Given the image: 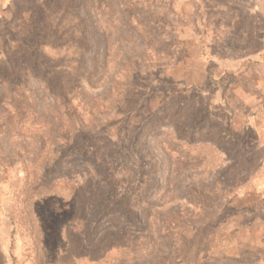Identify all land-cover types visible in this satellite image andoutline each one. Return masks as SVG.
<instances>
[{"label":"rangeland","instance_id":"374dc122","mask_svg":"<svg viewBox=\"0 0 264 264\" xmlns=\"http://www.w3.org/2000/svg\"><path fill=\"white\" fill-rule=\"evenodd\" d=\"M107 1L0 0V264H264V0Z\"/></svg>","mask_w":264,"mask_h":264},{"label":"trees","instance_id":"16d2710c","mask_svg":"<svg viewBox=\"0 0 264 264\" xmlns=\"http://www.w3.org/2000/svg\"><path fill=\"white\" fill-rule=\"evenodd\" d=\"M132 6L134 7V5H130V7H132ZM101 8L103 9V11L101 13L108 12V13H111V15H115V16H119L120 15V13H116V11L118 10V7H117V3H113V1H109V2L107 1V2L104 3V5L103 4L101 5V0H85V3L83 5V9H84L86 15H89L92 12H94V14L96 15V19H97L96 22L98 24H100L99 21H101V20H98V14H99V11L101 10ZM118 25H120V27L122 29H125V27L122 26V20L119 19L115 23V26L118 27ZM96 27H98V26H96ZM101 27H102V24H101ZM100 29L102 31V28H99V30ZM102 33H103V31H102ZM109 39L110 38H108L107 42H106L105 37H104L103 39H100V41L96 39L94 42H97V45L100 48H102L103 46L106 45V43L108 44ZM124 42L126 44H130L132 42L134 44H137V41L135 39H133L132 37H128V36H126V39L124 40ZM107 49H108V45H107ZM98 51H100L99 48H98ZM107 58L108 57L105 58V56H104L103 61H99V62L97 61L96 62L95 66H94L96 71L100 70L101 67L104 66ZM5 64L8 65V63H5ZM11 72H13V71H11ZM57 95H58L57 98L62 102L60 104V108L62 107L64 109V111L69 116V129H70V131L75 133V134H77V135L78 134L79 135L85 134V132L82 129V127H83V125L85 123L83 121V119H82V115H81V113H79L77 111V109L74 108L71 100L69 99V97H68V95L66 93V90L60 88L58 90V92H57ZM230 130H231V132L229 133V135H233L236 131H240L241 129L240 130H236V125H233V127H231ZM70 144H71V141L68 139L66 141V145H70ZM197 196H198L199 201L202 202L203 199L201 197V194L199 193V194H197ZM186 218L187 217H180V215H179V217L174 218V220L171 221V222H175L176 223V225H175L176 227L174 229H180L181 227H183L184 226L183 224H185V223H181L180 221L182 219L185 220ZM166 231H167L166 235L168 236L169 239H171V237H172L171 232L172 231H169V230H166ZM180 237L182 239V235ZM161 239L163 240L164 238H161ZM152 240H153L155 246H156V244H159V243H156V242H158V236L152 237ZM183 243H184V245H186V242L183 241ZM157 246L159 248H164L165 247V243H162V245H161L162 247L160 245H157ZM180 249L181 250H178V252H180V254H183L184 256H187V254L189 253V250H190L189 249V245L188 246H181ZM170 257L171 256L166 257L167 259H165V260L168 261Z\"/></svg>","mask_w":264,"mask_h":264}]
</instances>
